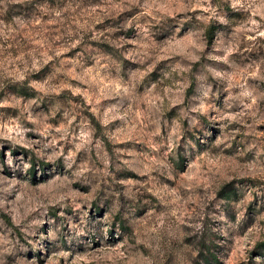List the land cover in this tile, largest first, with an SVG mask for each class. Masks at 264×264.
<instances>
[{"label":"rangeland","instance_id":"374dc122","mask_svg":"<svg viewBox=\"0 0 264 264\" xmlns=\"http://www.w3.org/2000/svg\"><path fill=\"white\" fill-rule=\"evenodd\" d=\"M0 264H264V0H0Z\"/></svg>","mask_w":264,"mask_h":264},{"label":"trees","instance_id":"16d2710c","mask_svg":"<svg viewBox=\"0 0 264 264\" xmlns=\"http://www.w3.org/2000/svg\"><path fill=\"white\" fill-rule=\"evenodd\" d=\"M213 32H214V28H212L211 31H209V33H208L210 39H212V36L214 35ZM21 94H23V95H27V94H25V92H21ZM210 260H211V262H213V263H217V258H216L214 255L211 256Z\"/></svg>","mask_w":264,"mask_h":264}]
</instances>
